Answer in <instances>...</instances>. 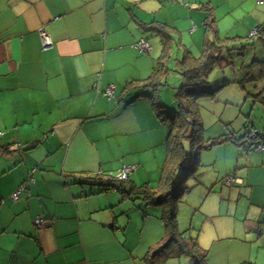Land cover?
Here are the masks:
<instances>
[{
    "label": "crops",
    "instance_id": "1",
    "mask_svg": "<svg viewBox=\"0 0 264 264\" xmlns=\"http://www.w3.org/2000/svg\"><path fill=\"white\" fill-rule=\"evenodd\" d=\"M257 1L0 0V264H145L164 237L162 210L128 192L157 186L169 133L149 100L124 91L161 53L145 26L203 42L208 9L220 39L248 38L264 23ZM141 39L148 53L135 49ZM260 153L253 169L264 167ZM126 166L122 190H104L99 174ZM234 175L245 202L226 212L217 239L198 244L209 264H264V172Z\"/></svg>",
    "mask_w": 264,
    "mask_h": 264
},
{
    "label": "rangeland",
    "instance_id": "2",
    "mask_svg": "<svg viewBox=\"0 0 264 264\" xmlns=\"http://www.w3.org/2000/svg\"><path fill=\"white\" fill-rule=\"evenodd\" d=\"M153 38L155 37L151 36L149 40ZM242 42L243 45H249L244 51L241 44L237 43L235 45L237 50L232 52L231 60L223 53L226 59L212 68L207 80L208 89L217 92L213 97H200L197 107L203 126L202 139L212 141L234 137L245 142L243 146L225 142L209 150H202L199 155L198 171L190 177L183 178L180 183V188L185 189L182 190L177 204L179 232L197 239V242L200 239L202 245L206 243L208 245L210 241L217 239L222 223L224 226L226 212L233 206L245 202V199L238 200L235 197L234 192L239 193L234 186L237 183L228 188L223 181L228 177H235L234 174L240 178L246 172L253 173L255 170L264 172V167L253 169L262 161L259 158L261 153L256 150L257 143L264 145V141L260 138L248 139L246 136L250 128H253L261 133L264 139V78L260 70L264 66L253 64L264 60L262 48L264 44L251 45L253 40L245 38ZM177 43L173 44L171 57L166 62L169 72L164 86L158 93L160 101L169 113L176 111L174 94L183 83L177 62L181 60L185 49L195 56L202 48L201 40L197 41L192 33L185 34L183 38L179 36ZM228 48L230 49V45ZM142 93L146 94L147 91ZM166 129L169 131L167 126ZM186 146L188 147L187 144ZM244 147H251L252 150L246 152ZM183 258L185 257L168 260L178 261Z\"/></svg>",
    "mask_w": 264,
    "mask_h": 264
},
{
    "label": "trees",
    "instance_id": "3",
    "mask_svg": "<svg viewBox=\"0 0 264 264\" xmlns=\"http://www.w3.org/2000/svg\"><path fill=\"white\" fill-rule=\"evenodd\" d=\"M264 1V0H263ZM207 16L204 21L205 34L202 42L201 52L198 56H194L188 50H184L181 60L178 62L179 72L183 83L176 90L174 100L176 103V111L169 113L159 99V90L164 86L165 79L169 69L166 62L171 57L173 44H178L177 40L180 33L173 27L168 25L156 24L145 26V31L153 33L160 39L161 53L154 61L153 71L148 78L142 81H133L128 83L125 88V94L136 92L135 98H146L149 100L151 108L158 121L168 127V136L166 140V157L160 171V177L157 186L150 187L144 185L137 188H131L128 196L136 197L148 207L161 208V220L164 225V237L157 246L150 250L144 258L145 264H163L164 261L174 258H189L194 264H209L207 259V251L203 249L193 237L184 236V232H179L177 222V204L181 197L182 190L180 183L187 177L192 176L199 168V155L202 150H209L211 147L232 142L237 146H243L241 140L233 138H220L212 141H205L201 137L202 123L199 116L197 101L200 97H213L217 90L209 91L208 75L215 65H219L223 59L231 60V55L237 43L241 44L244 51L249 45H243V38H225L220 39L215 28V22L209 17L210 11L206 10ZM253 40V44H264V23L257 27V34L254 37L249 35L248 38ZM230 45V49L228 48ZM233 47V48H231ZM227 50H223L226 49ZM264 49V47H262ZM226 54V58L223 55ZM263 65V61L253 62ZM264 78V67L260 69ZM219 90V89H218ZM142 91H147L146 94ZM175 110V109H174ZM250 128L248 139L251 138ZM257 132V131H256ZM258 133V132H257ZM259 135V133H258ZM259 138V136L257 137ZM252 139V140H257ZM188 145V147L186 146ZM262 145L257 143V146ZM256 146V150H257ZM246 152L252 150L251 147H244ZM235 176V175H234ZM184 178V179H183ZM108 184L104 190L117 188L118 191L122 187L117 183L125 181H104ZM228 180H231L227 183ZM179 182V183H178ZM237 179L228 177L223 184L231 188ZM103 183V184H104ZM116 183V185H115ZM133 191V192H132ZM124 194V193H122ZM243 264H252L250 262Z\"/></svg>",
    "mask_w": 264,
    "mask_h": 264
},
{
    "label": "built area",
    "instance_id": "4",
    "mask_svg": "<svg viewBox=\"0 0 264 264\" xmlns=\"http://www.w3.org/2000/svg\"><path fill=\"white\" fill-rule=\"evenodd\" d=\"M258 4H263L264 1L263 0H258L257 1ZM257 34V28L250 33L251 37H254ZM40 35V40L42 42V46L44 48H47L49 46H51L52 42L50 40V37L43 31L41 30L39 32ZM135 49L139 50L142 53H148L151 50V46L149 44V42L145 39H141L140 41H138L135 45ZM114 90H115V86L114 85H108L105 89V95L108 98H112L114 95ZM258 137V133L256 131H251V138L252 139H256ZM257 150L259 152L264 151V145H260L257 146ZM134 171V167L133 166H126L123 167L122 169H120L118 172H116L114 175H103V174H99L100 177L104 180V181H126L129 177V175ZM231 180H228V182H230ZM21 193V189H19L18 191H16L11 199L14 201L19 200V196ZM44 224V220L42 218H36L34 220V225L36 228H41Z\"/></svg>",
    "mask_w": 264,
    "mask_h": 264
}]
</instances>
